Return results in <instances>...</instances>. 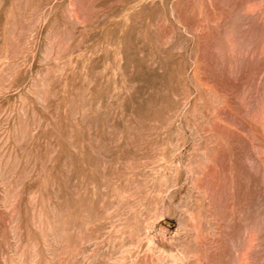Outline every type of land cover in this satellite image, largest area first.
Masks as SVG:
<instances>
[{
    "label": "rangeland",
    "instance_id": "1",
    "mask_svg": "<svg viewBox=\"0 0 264 264\" xmlns=\"http://www.w3.org/2000/svg\"><path fill=\"white\" fill-rule=\"evenodd\" d=\"M0 264H264V0H0Z\"/></svg>",
    "mask_w": 264,
    "mask_h": 264
}]
</instances>
